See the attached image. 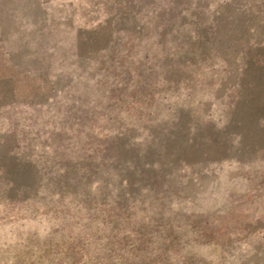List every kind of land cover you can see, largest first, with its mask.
I'll list each match as a JSON object with an SVG mask.
<instances>
[{"label":"rangeland","instance_id":"rangeland-1","mask_svg":"<svg viewBox=\"0 0 264 264\" xmlns=\"http://www.w3.org/2000/svg\"><path fill=\"white\" fill-rule=\"evenodd\" d=\"M0 264H264V0H0Z\"/></svg>","mask_w":264,"mask_h":264}]
</instances>
